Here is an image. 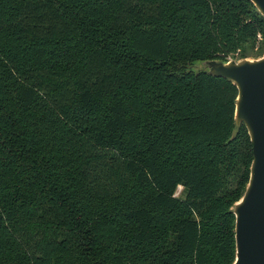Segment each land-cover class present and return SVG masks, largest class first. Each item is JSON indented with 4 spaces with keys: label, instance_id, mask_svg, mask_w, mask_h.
I'll list each match as a JSON object with an SVG mask.
<instances>
[{
    "label": "trees",
    "instance_id": "16d2710c",
    "mask_svg": "<svg viewBox=\"0 0 264 264\" xmlns=\"http://www.w3.org/2000/svg\"><path fill=\"white\" fill-rule=\"evenodd\" d=\"M257 43L251 0H0V264H233L252 143L192 68Z\"/></svg>",
    "mask_w": 264,
    "mask_h": 264
},
{
    "label": "water",
    "instance_id": "95a60500",
    "mask_svg": "<svg viewBox=\"0 0 264 264\" xmlns=\"http://www.w3.org/2000/svg\"><path fill=\"white\" fill-rule=\"evenodd\" d=\"M264 17V0H251ZM196 74L207 73L230 81L238 90L235 129L237 139L245 125L253 149L250 178L232 212L236 217V258L233 264H264V55L240 60L199 62Z\"/></svg>",
    "mask_w": 264,
    "mask_h": 264
},
{
    "label": "rangeland",
    "instance_id": "374dc122",
    "mask_svg": "<svg viewBox=\"0 0 264 264\" xmlns=\"http://www.w3.org/2000/svg\"><path fill=\"white\" fill-rule=\"evenodd\" d=\"M260 47H261V45H260V43H257V45H256V47L254 48V50L253 51H248L247 52V56H248V58H254V57H256L257 55H259V52H260ZM232 59L233 60H240V59H242L241 58V55H240V52H238L237 54H235V55H233L232 56ZM197 66H199V62H196L195 64H194V66H193V70H196L197 68ZM182 192H183V188L182 187H179L178 188V190H177V192H176V196L177 197H181L182 196Z\"/></svg>",
    "mask_w": 264,
    "mask_h": 264
},
{
    "label": "built area",
    "instance_id": "2783aa9c",
    "mask_svg": "<svg viewBox=\"0 0 264 264\" xmlns=\"http://www.w3.org/2000/svg\"><path fill=\"white\" fill-rule=\"evenodd\" d=\"M228 60H232V56H230V57L228 58Z\"/></svg>",
    "mask_w": 264,
    "mask_h": 264
}]
</instances>
